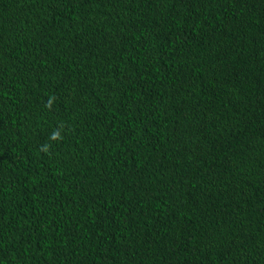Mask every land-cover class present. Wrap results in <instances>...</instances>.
<instances>
[{"label": "trees", "instance_id": "trees-1", "mask_svg": "<svg viewBox=\"0 0 264 264\" xmlns=\"http://www.w3.org/2000/svg\"><path fill=\"white\" fill-rule=\"evenodd\" d=\"M0 264H264V0H0Z\"/></svg>", "mask_w": 264, "mask_h": 264}]
</instances>
